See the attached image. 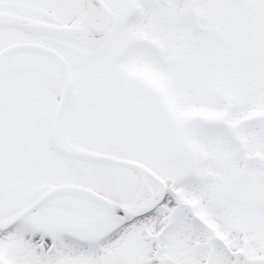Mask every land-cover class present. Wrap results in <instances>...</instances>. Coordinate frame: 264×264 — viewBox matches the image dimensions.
Masks as SVG:
<instances>
[{"label": "snow or ice", "instance_id": "obj_1", "mask_svg": "<svg viewBox=\"0 0 264 264\" xmlns=\"http://www.w3.org/2000/svg\"><path fill=\"white\" fill-rule=\"evenodd\" d=\"M0 264H264V0H0Z\"/></svg>", "mask_w": 264, "mask_h": 264}]
</instances>
